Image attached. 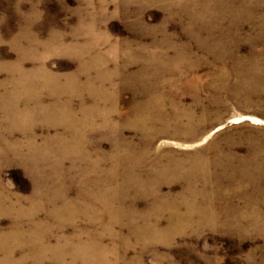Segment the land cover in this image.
Wrapping results in <instances>:
<instances>
[{
	"label": "rangeland",
	"instance_id": "1",
	"mask_svg": "<svg viewBox=\"0 0 264 264\" xmlns=\"http://www.w3.org/2000/svg\"><path fill=\"white\" fill-rule=\"evenodd\" d=\"M0 93V264H264V0H0Z\"/></svg>",
	"mask_w": 264,
	"mask_h": 264
},
{
	"label": "bare ground",
	"instance_id": "2",
	"mask_svg": "<svg viewBox=\"0 0 264 264\" xmlns=\"http://www.w3.org/2000/svg\"><path fill=\"white\" fill-rule=\"evenodd\" d=\"M205 12V11H204ZM101 66V65H100ZM98 68V67H97ZM33 70H36V69H31V70H25L26 72H31V71H33ZM41 71H40V75H41V77L43 78V81H44V84H48L49 83V79H51L52 78V76H51V74L47 71V70H43V69H40ZM101 80H103V79H101ZM96 82V81H95ZM102 82H104V80L102 81ZM101 82V83H102ZM94 84H96V83H94ZM99 84V83H98ZM104 84V83H103ZM102 85V84H101ZM100 85V86H101ZM96 86V85H95ZM94 86V87H95ZM89 88H91L90 86H89ZM100 88V87H99ZM93 90V89H92ZM95 90V89H94ZM91 91V90H90ZM103 91V90H102ZM101 93V92H100ZM103 93V92H102ZM1 94V93H0ZM92 94H93V92H92ZM2 97H6L7 99H11V96H5V95H3ZM9 103V102H8ZM18 104V103H17ZM44 105V104H43ZM5 106V105H4ZM42 106V105H41ZM50 106V105H49ZM1 107V106H0ZM45 107V106H44ZM48 107V106H47ZM5 108H6V106H5ZM9 107H7L6 109H8ZM52 108H44L43 110H46V111H49V110H51ZM9 110H7V112H8ZM58 113H64L62 110H59L58 109ZM9 120V119H8ZM2 240H5V239H2ZM2 242V241H1ZM4 242V241H3ZM6 245V244H5ZM4 246V245H3ZM5 247V246H4ZM8 247V246H7ZM6 247V248H7ZM6 248H5V250H6ZM11 250V249H10Z\"/></svg>",
	"mask_w": 264,
	"mask_h": 264
}]
</instances>
